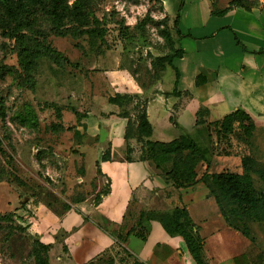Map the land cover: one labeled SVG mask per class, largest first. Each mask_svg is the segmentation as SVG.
Listing matches in <instances>:
<instances>
[{
    "label": "crops",
    "instance_id": "1",
    "mask_svg": "<svg viewBox=\"0 0 264 264\" xmlns=\"http://www.w3.org/2000/svg\"><path fill=\"white\" fill-rule=\"evenodd\" d=\"M164 1L174 19L183 4L184 53L174 59V66L169 65L174 69L169 78L160 74L140 79L122 65V55L116 53L115 67L106 74L110 96L127 94L131 99L114 103L96 89L88 92L93 80L84 74L71 89L73 104L86 112L80 119L73 113L71 153L86 171L74 177L72 189H80L78 183L88 189L66 199L73 208L61 213L45 209V201L36 200L38 216L31 224L50 245L51 264H133L134 260L198 264L185 238L164 225V218L177 207L189 210L194 230L203 240L207 264H264V222H251L250 236L229 226L214 193L201 180L205 171L242 172L245 144L234 139L215 142L220 147L216 153L212 149L211 164L199 162L200 180L187 187L175 185L169 174L174 157L156 159L149 147V141H171L185 131L210 144L200 130L243 108L255 118L252 140L262 152H256L258 159L264 161V5L251 9L233 5L218 14L212 0ZM230 2L215 0L220 9ZM108 50H101L100 55ZM200 75L205 79L198 81ZM83 83L86 92L81 89ZM142 108L152 124L151 135L140 133ZM143 213L148 226L145 237L137 234ZM256 224L262 228L254 232Z\"/></svg>",
    "mask_w": 264,
    "mask_h": 264
},
{
    "label": "rangeland",
    "instance_id": "2",
    "mask_svg": "<svg viewBox=\"0 0 264 264\" xmlns=\"http://www.w3.org/2000/svg\"><path fill=\"white\" fill-rule=\"evenodd\" d=\"M14 1L21 9L26 32L37 34L51 43V48L61 49L74 60L58 64L41 57L36 65L26 69L21 63L23 47L18 46L17 37L4 34L0 28V65L8 64L17 69L16 75L24 82L20 84L10 72L0 78V96L7 111L5 120L0 116V214L5 215L0 216V264H36L33 249L34 240L39 237L31 224L38 216L36 200L45 201V209L61 213L73 208V203L67 200L70 205L66 199L80 196L88 189L82 183L76 185L80 189L76 186L75 191L72 189L74 177L84 174L86 169L84 164L74 162L73 145L69 142L76 119L70 108L73 105L71 89L75 78L83 71L81 67L85 70L84 76L89 75L87 79L93 80L88 92L96 89L110 100L112 89L106 74L115 67L116 53L122 55V65L138 73L140 79L160 74L169 78L174 72L172 66L153 67L151 61L156 56L171 53L173 46L179 43H173L161 33L166 26L175 33V19L164 0H102L97 14L106 21L108 33L95 42L88 34L79 38L59 35L45 6L30 0ZM255 2L264 5V0ZM67 23L65 31L74 26L69 19ZM98 46H103L102 51L110 50L101 56ZM41 48L46 50L47 46ZM93 69L94 74H91ZM81 89L86 92L84 83ZM27 107L36 110L38 125L30 126L21 121ZM240 132L237 128L238 135L234 139L239 145L244 144V135ZM242 148L245 152L249 147ZM213 151L216 153L215 148ZM254 152L262 153L259 148ZM225 163L229 164V160ZM66 176L73 179L65 180ZM255 185L264 189L263 182L257 178ZM79 208L81 206L77 205ZM258 228L262 227L254 225V232Z\"/></svg>",
    "mask_w": 264,
    "mask_h": 264
},
{
    "label": "trees",
    "instance_id": "3",
    "mask_svg": "<svg viewBox=\"0 0 264 264\" xmlns=\"http://www.w3.org/2000/svg\"><path fill=\"white\" fill-rule=\"evenodd\" d=\"M30 1L47 8L55 27L59 30V35L71 34L79 38L81 35L88 34L91 41L95 42L97 38L104 39L108 33L106 21L97 14L98 5L102 0ZM212 1L214 12L218 14L225 13L233 5L244 6L248 9L257 6L255 0H231L229 6L220 9L216 6L215 0ZM182 8L183 4L173 24L175 31L173 34L176 36L172 34L169 26H166L161 32L164 37L173 41V43H179V45L173 46L171 53L154 57L151 61L153 67H164L168 64L174 66V59L184 53V49L181 46V39L184 34L180 28ZM20 11L21 9L16 6L14 0H0V28L3 29L4 34L17 37L18 46L23 47L21 63L26 69L29 68V65H36L39 61L38 59L41 57L49 58L58 64H61L65 60L69 63L74 61L61 49L51 48L52 44L40 39L37 37V34L26 32ZM68 19L74 23V26L65 31L64 27L68 24ZM238 41L242 43L241 40L238 39ZM41 46H47V49H42ZM102 48L103 46H98L99 51ZM30 56L33 59H30ZM81 69L83 71L75 78L74 85L77 82V78L85 73L84 68ZM176 71L178 72L177 68ZM7 72L16 75L18 70L8 64L0 65V78L4 77V74ZM16 78L19 79L20 84H24L23 80L17 75ZM204 79V76H198V81ZM131 98L127 94H117L110 96V101L117 103L118 101L121 102L122 99ZM70 108L78 119L86 115V112H81L74 104ZM63 109L61 112H63ZM0 116L3 120L7 117L3 98L0 100ZM21 121L26 124L28 123L30 126L38 125L36 110L34 108L28 109L27 107L26 113H23L21 116ZM237 128H240L243 132L245 146L247 145L251 148V151H245L241 155L242 172L229 169L216 173L205 171L201 180L214 193L228 225L250 236V223L264 222V189L260 190L255 185L256 178L262 181L264 185V161H260L256 152H254V149H258L252 140L256 130V122L249 112L243 108H238L225 115L222 119L213 121L210 128L200 130L202 133L205 132V135H203L207 137L210 144L202 143L196 135L185 131L171 141H149V147L156 159H165L168 156L174 157L173 167L169 171V174L174 179L175 185L187 187L200 180L197 179L196 170L199 162L205 161L207 165L211 164L212 149L219 150L220 147L215 142L218 144L231 142L238 135ZM139 130L144 135H151L153 132L152 124L143 108L139 113ZM218 153L220 154L221 152L218 151ZM0 216L5 215L0 214ZM144 216L145 214L143 213L140 219V228L137 230V234L142 237H145L148 229V226L143 221ZM164 225L170 233L180 234L185 238L198 264H207L203 256V240L195 232V223L186 207H177L172 215L164 218ZM49 249L50 245L43 242L40 238L34 240L33 252L36 264H51ZM134 264L147 263L137 260Z\"/></svg>",
    "mask_w": 264,
    "mask_h": 264
}]
</instances>
